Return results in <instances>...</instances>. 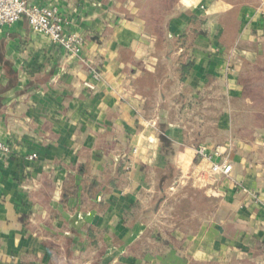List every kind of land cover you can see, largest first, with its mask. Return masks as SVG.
I'll use <instances>...</instances> for the list:
<instances>
[{"label":"crops","instance_id":"1","mask_svg":"<svg viewBox=\"0 0 264 264\" xmlns=\"http://www.w3.org/2000/svg\"><path fill=\"white\" fill-rule=\"evenodd\" d=\"M27 1L84 44L0 31V264H264V0Z\"/></svg>","mask_w":264,"mask_h":264},{"label":"built area","instance_id":"2","mask_svg":"<svg viewBox=\"0 0 264 264\" xmlns=\"http://www.w3.org/2000/svg\"><path fill=\"white\" fill-rule=\"evenodd\" d=\"M26 15L32 29L36 32L46 34L52 42L62 46L67 51L79 54L82 50L84 39L77 33H67L64 30V19L58 14L57 9L52 6L39 4H29L27 0H0V31L5 25H11ZM92 77L98 80L101 72L97 63L90 65ZM10 151L9 146L0 139V154ZM198 156L201 160L211 161V156L207 152L206 146L200 145L197 148ZM32 154L31 158H36ZM232 166L227 163L212 162L210 166L211 174H225L231 172Z\"/></svg>","mask_w":264,"mask_h":264},{"label":"trees","instance_id":"3","mask_svg":"<svg viewBox=\"0 0 264 264\" xmlns=\"http://www.w3.org/2000/svg\"><path fill=\"white\" fill-rule=\"evenodd\" d=\"M190 66H191V63H186L183 67H182V80H185V76H186V74L189 72V70H190ZM253 93H255L254 91H252ZM256 94V93H255ZM260 97L262 98H264V91H262L261 93H260ZM171 173H172V171L171 170H169L167 173H163V174H161V176H160V185H161V187L163 188V186H164V183L166 182V180L168 179V178H170V176H171Z\"/></svg>","mask_w":264,"mask_h":264}]
</instances>
